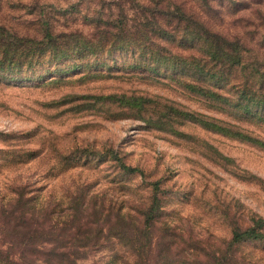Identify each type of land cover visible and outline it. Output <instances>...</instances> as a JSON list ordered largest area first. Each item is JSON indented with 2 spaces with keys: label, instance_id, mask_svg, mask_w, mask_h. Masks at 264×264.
I'll list each match as a JSON object with an SVG mask.
<instances>
[{
  "label": "rangeland",
  "instance_id": "rangeland-1",
  "mask_svg": "<svg viewBox=\"0 0 264 264\" xmlns=\"http://www.w3.org/2000/svg\"><path fill=\"white\" fill-rule=\"evenodd\" d=\"M179 11L238 39L247 60L264 67V0H0V25L36 41L46 29L60 41L103 40L105 49L115 37L133 34L185 54L186 46L158 36L174 25L161 18ZM175 30L178 37L182 29ZM134 54L129 46L95 54L97 59L88 54L76 60L80 68L52 73L56 81H49L51 74L32 81L0 75V196L8 195L14 180L28 178L58 193L74 179L91 183V191L106 200L124 199L128 190L144 195L141 177L119 175L107 154L111 149L147 180L164 178L161 186L170 193L165 218L183 228L185 238L227 241L230 222L264 216V149L188 120H171L177 134L153 126L148 115L155 118L174 105L234 122L263 140L264 124L218 112L172 79L124 69ZM52 65L40 63L37 72ZM110 95L150 100L138 113L103 98ZM115 252L126 250L109 242L77 264H104ZM237 253L264 264V241L244 244Z\"/></svg>",
  "mask_w": 264,
  "mask_h": 264
},
{
  "label": "trees",
  "instance_id": "trees-1",
  "mask_svg": "<svg viewBox=\"0 0 264 264\" xmlns=\"http://www.w3.org/2000/svg\"><path fill=\"white\" fill-rule=\"evenodd\" d=\"M169 18L174 25L168 30L161 28L158 36L177 40L186 46L185 54L140 41L133 34L124 39L115 37L105 49L107 43L103 40L60 41L46 29L43 38L36 41L0 25V75L32 81L51 74L49 81H56L52 73L80 68L76 60L88 54L97 59L95 54L129 46L135 54L133 63L124 69H140L149 76L172 79L218 112L264 124V67L247 60L238 39L213 30L203 19L180 11L161 19ZM174 28L182 29L178 37ZM40 63L55 65L37 72ZM103 98L138 113L146 110L145 102L150 100L141 95ZM173 119L188 120L264 149V140L239 124L174 105H165L155 118L148 115L147 121L181 134L171 125ZM107 154L119 175L141 177L140 185H144L146 193L136 196L128 190L124 199L106 200L102 193L91 191V183L74 179L61 193L54 192L47 183L36 185L37 179L14 180L8 195L0 196V264H77L87 253L99 251L113 241L126 253L115 252L104 264H252L237 250L244 244L264 241V216L252 214L242 221L230 222L227 241L189 240L183 228L165 218L170 212V193L161 186L164 178L147 180L142 169L127 164L117 151L109 149Z\"/></svg>",
  "mask_w": 264,
  "mask_h": 264
}]
</instances>
